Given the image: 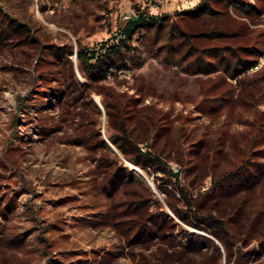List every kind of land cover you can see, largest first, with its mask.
<instances>
[{
  "label": "rangeland",
  "instance_id": "obj_1",
  "mask_svg": "<svg viewBox=\"0 0 264 264\" xmlns=\"http://www.w3.org/2000/svg\"><path fill=\"white\" fill-rule=\"evenodd\" d=\"M200 2L207 4L204 14L187 13ZM138 9L168 15L169 24L192 34L203 54L220 46L234 48L243 60L258 62L264 55V0H0V264H236L240 254L248 264H264V177L253 193L207 198L211 176L197 169L200 161L190 154L197 142L219 148L225 134L231 147L226 158L216 156L218 170L240 163L244 137L254 134L256 111L264 120V91L245 98L252 107L210 115L220 104L219 93L207 90L217 75H194L191 59L180 65L176 55L167 61L166 49H159L165 41L146 46L141 39L136 42L141 68L90 85L83 99L76 92L59 101L46 92L65 86L71 71L83 87L87 80L76 51L113 37ZM216 27L225 36L203 35ZM262 73L264 63L224 78L235 87ZM98 88L127 95L130 110L145 111L142 124L134 115L127 125L143 150H164L170 170H181L179 185L170 172L134 165L110 142L109 136L120 132L109 122ZM225 98L227 106L232 96ZM178 150L182 164L176 162ZM260 150L262 143L251 149ZM259 156H249L260 164L250 165L256 178L264 172ZM118 168L116 183L106 185L105 178ZM179 186L193 200L202 198V208H219L217 215L228 219L236 234L231 257L218 239L190 223L194 207L184 203ZM143 226L156 235L137 238ZM192 232L212 243L201 251H181Z\"/></svg>",
  "mask_w": 264,
  "mask_h": 264
},
{
  "label": "trees",
  "instance_id": "obj_2",
  "mask_svg": "<svg viewBox=\"0 0 264 264\" xmlns=\"http://www.w3.org/2000/svg\"><path fill=\"white\" fill-rule=\"evenodd\" d=\"M195 7V10L187 13L194 17H200L204 14L207 4L200 2V4H197ZM232 34H235V32ZM203 35L212 38H219L223 35L225 36L224 32L218 27L211 28L203 33ZM192 38V34L179 31L174 28L173 25H170L168 15H155L138 9L134 15L127 18L124 25L119 28L118 32L113 37L99 42L94 47L90 48L82 46L76 51L78 69L81 75L87 80V83L84 84L83 87H81L82 85H80V83L74 78V73L71 71V73L65 77H69L68 79L70 80L65 86H60L59 88L49 87L46 92L49 91L47 92L48 95L51 98H57L59 101H62L67 96H72L76 92H78L76 98L83 99L84 93L90 85L97 86V84L108 80V77L111 75L114 76L117 73H126L141 68L144 62L142 53L140 52L139 46L136 45V42L143 39V41H145L144 45L146 46L158 45L161 41H165V43L160 44L159 49H166L167 52L165 58L167 61H173L177 57L176 55H180L178 58L180 65L182 62L191 59L188 64L194 69V75L202 74L205 77L217 75L211 80L212 82L209 84L207 90L219 93L215 98L216 101L220 100V104L218 107L211 108L208 114L215 115L217 111H221L224 108H227V112H233L237 106H245L247 108L249 106L252 107L254 103L245 98L255 99L258 93L264 91V84H261L264 82V73L261 75L256 74L248 79L239 81L238 85L235 87L230 85L227 78H224V75L229 74L230 77L237 78L244 71L252 70L257 61L243 60L232 47L224 48L213 46L205 51L206 54H203L204 52H199L198 48L193 44ZM226 50H228L227 53L225 52ZM53 52L59 54L60 50L54 49ZM73 53L74 51L71 49L68 55H72ZM205 55L213 60H206ZM67 60L70 63L69 56L67 57ZM59 81H61V79ZM237 90L238 93L235 94ZM96 93L102 96V103L109 122L117 125L118 131L120 132L117 136L118 138L115 136H109L110 142L118 146L124 157L134 165L163 173L170 172L175 179V183H178L179 185L181 183V170L177 169L176 172L170 170L168 167V160L162 155L164 150L162 149L160 153L153 150L151 147L143 150L139 146L141 139L132 134V131L127 125L128 121L133 119L130 117L134 115L135 121L138 122V124H142L143 113L145 111L141 113L138 109L134 110V108H131L130 110L128 105L130 100L127 95H112L110 92H105L100 88L96 89ZM230 95L232 96V99L226 106L223 102L226 99L225 97H229ZM117 114L120 115L119 121L116 120ZM251 126L254 129L253 137H251V139L248 134L245 135L244 139L247 144L246 148L242 151L243 154L240 163H233V168H223L222 170H218V168H220L219 162H214L216 156L219 155L220 159L224 156L226 158L228 155L227 149L231 147V141L228 144V135H222V140H219L221 141L219 148L215 146L209 148L204 144L197 142L198 144L196 146L198 148H196L195 151H190V154L200 161L198 166L196 164L198 167L197 169L200 168L202 173L205 175L210 174L211 176L210 186L206 189L205 197H215L216 195L221 198L222 196H236L244 192L253 193L256 187L261 183V178L264 177V172H262L257 178L262 177L257 179L255 176L257 174L251 172L250 165H253L258 169L260 164L252 162L249 159V156L253 153L264 158V150L257 152L251 151L255 144H264V120L261 112L256 111V118L251 122ZM261 133L262 139L258 140ZM156 135L161 138L163 133L159 134V132H157L155 133V136ZM101 143L106 145L104 140H102ZM249 143H251L250 146ZM233 144H235L234 140ZM167 157L170 158L171 154H167ZM183 159L184 154L182 155V152L178 150L176 162L182 164L184 162ZM168 169L169 171H167ZM120 174L121 168H118L108 175L105 178L106 185L116 183ZM179 187L184 203L190 208L192 206L194 207L193 220L190 221V223L195 228L204 230L218 239L224 246L227 256L231 257L232 247L230 246V241H232V238H236V234L232 232L228 219H225V217L222 216L223 213L222 215H217V213H221L219 208L216 211L213 209L202 208V198L195 201L189 196V192L186 188L183 186ZM155 235L156 234L152 228L146 229V226H143V229L137 232L136 237L143 238V236H146L147 238H152ZM262 235H264V232H261V236ZM210 242L211 240L208 237L192 232L187 235V240L182 244L181 251H201L204 245ZM261 243L262 246H264V239ZM213 246L217 255L221 256L222 252L220 247L215 243H213ZM236 264H248V261L243 259V256L240 254L239 258L236 260Z\"/></svg>",
  "mask_w": 264,
  "mask_h": 264
},
{
  "label": "built area",
  "instance_id": "obj_3",
  "mask_svg": "<svg viewBox=\"0 0 264 264\" xmlns=\"http://www.w3.org/2000/svg\"><path fill=\"white\" fill-rule=\"evenodd\" d=\"M264 63V55L261 56L260 60L256 63V65L252 68V71L259 70L262 64Z\"/></svg>",
  "mask_w": 264,
  "mask_h": 264
}]
</instances>
